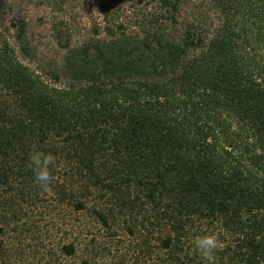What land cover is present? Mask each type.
I'll return each instance as SVG.
<instances>
[{
  "label": "trees",
  "instance_id": "1",
  "mask_svg": "<svg viewBox=\"0 0 264 264\" xmlns=\"http://www.w3.org/2000/svg\"><path fill=\"white\" fill-rule=\"evenodd\" d=\"M75 2L0 0V234L47 199L102 230L76 264H264V0Z\"/></svg>",
  "mask_w": 264,
  "mask_h": 264
},
{
  "label": "rangeland",
  "instance_id": "2",
  "mask_svg": "<svg viewBox=\"0 0 264 264\" xmlns=\"http://www.w3.org/2000/svg\"><path fill=\"white\" fill-rule=\"evenodd\" d=\"M75 3L78 5L76 11L83 15V23L100 21L96 0H76ZM49 14L51 11L45 6L38 9L33 6L28 13L41 39L48 33V24H37L35 18ZM71 224L75 227L72 228ZM100 229L86 211L71 213L66 205H57L52 200L22 205L19 219L6 224L0 234V264H76L85 255L84 248H78L75 256L70 257L62 255L61 247L71 241H83L85 245L92 236L99 241L103 234ZM116 230L119 237L124 238L120 226Z\"/></svg>",
  "mask_w": 264,
  "mask_h": 264
},
{
  "label": "clouds",
  "instance_id": "3",
  "mask_svg": "<svg viewBox=\"0 0 264 264\" xmlns=\"http://www.w3.org/2000/svg\"><path fill=\"white\" fill-rule=\"evenodd\" d=\"M55 165L51 153L34 150L30 153L27 167L32 171L34 182L47 189L51 182L50 167ZM192 246L201 258L202 264H216V252L222 247L215 234L205 232L194 236Z\"/></svg>",
  "mask_w": 264,
  "mask_h": 264
}]
</instances>
